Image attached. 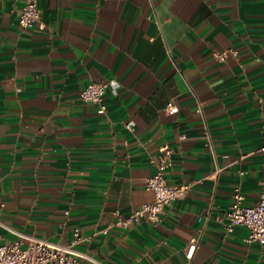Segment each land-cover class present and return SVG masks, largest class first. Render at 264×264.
I'll return each instance as SVG.
<instances>
[{
	"label": "crops",
	"instance_id": "crops-1",
	"mask_svg": "<svg viewBox=\"0 0 264 264\" xmlns=\"http://www.w3.org/2000/svg\"><path fill=\"white\" fill-rule=\"evenodd\" d=\"M39 6L44 27L22 29L20 4L0 0L1 242L69 245L78 229L79 264H264V246L217 220L236 187L248 204L260 191L264 0ZM98 81L117 86L104 113L80 99ZM164 145L167 181L191 189L156 226H116L154 199Z\"/></svg>",
	"mask_w": 264,
	"mask_h": 264
},
{
	"label": "built area",
	"instance_id": "built-area-1",
	"mask_svg": "<svg viewBox=\"0 0 264 264\" xmlns=\"http://www.w3.org/2000/svg\"><path fill=\"white\" fill-rule=\"evenodd\" d=\"M15 1L20 4L17 9V21L20 28L44 27L40 0ZM230 53L236 52L230 49L214 52L213 56L215 60L225 62ZM109 88L116 90L117 86L113 82H92L83 88L80 99L85 103L98 105L100 112L104 113L107 111L104 97ZM167 110L173 113L176 111V106L169 103ZM129 128L131 129L130 126ZM207 134H209L208 131ZM259 151L263 154V164L257 200L248 204L241 188L236 187L229 209L217 220L226 233L230 234L237 228H244L247 231L246 241L249 244L257 243L264 246V143ZM160 152L158 171L146 180V188L154 193V199L129 216H118L116 226L126 229L139 219L156 226L161 221L165 208L174 201L183 199L191 189L192 184L176 185L167 181V170L172 165V149L164 145L160 148ZM85 240L86 238L78 229L75 230L73 242L69 245L36 236H27V243L19 240L2 243L0 240V264H79V258L84 254L77 247ZM197 245V239L190 242L191 249L197 248Z\"/></svg>",
	"mask_w": 264,
	"mask_h": 264
}]
</instances>
